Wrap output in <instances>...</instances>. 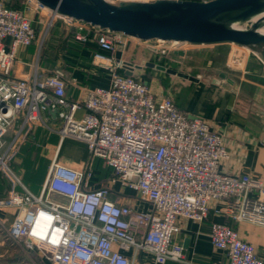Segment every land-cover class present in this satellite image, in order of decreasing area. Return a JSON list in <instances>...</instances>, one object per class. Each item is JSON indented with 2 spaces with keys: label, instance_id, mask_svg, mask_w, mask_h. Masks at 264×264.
I'll use <instances>...</instances> for the list:
<instances>
[{
  "label": "built area",
  "instance_id": "built-area-1",
  "mask_svg": "<svg viewBox=\"0 0 264 264\" xmlns=\"http://www.w3.org/2000/svg\"><path fill=\"white\" fill-rule=\"evenodd\" d=\"M26 5L17 9L0 1V177L9 183L0 212L14 211L7 231L14 243L28 255H39L44 264L185 263L184 247L175 242L181 232L178 220L204 222L212 201L224 202L226 214L237 222L264 225L263 183L221 169L230 157L224 135L142 79L122 74V64L114 57L119 47L125 50L136 43H156L152 47L157 50L169 44L173 52L188 44L143 42L68 19L79 26L76 41L96 44L93 64L110 76L108 87L82 88L80 98L70 99L67 88L78 82L62 69L41 68L47 35H38L29 11H45L52 21L59 16L33 0ZM34 44L38 53L31 75L16 77L18 50ZM48 113L60 120L55 132L61 141L85 144L93 158L113 170L109 185L91 188L90 165L69 167L56 155L40 193L28 188L14 171L13 160L32 127L49 128ZM118 183L151 208L139 211L113 202L112 186ZM53 195L65 202L53 200ZM4 221L0 218V225ZM210 238L227 253L230 264H264L256 247L228 224L213 223Z\"/></svg>",
  "mask_w": 264,
  "mask_h": 264
},
{
  "label": "crops",
  "instance_id": "crops-1",
  "mask_svg": "<svg viewBox=\"0 0 264 264\" xmlns=\"http://www.w3.org/2000/svg\"><path fill=\"white\" fill-rule=\"evenodd\" d=\"M5 1L8 2V0ZM26 8H28L27 5L22 9ZM29 14L34 20L36 14L37 17L42 18V22L35 20V29L38 35H47L40 53L41 68L46 72L62 69L69 78L73 77L78 82L77 85L68 86V98H80L83 94L82 88L88 90L109 86V74L99 70L93 64L94 54L99 50L96 44H83L74 39V35L80 31L77 23L60 17L52 21L51 16L45 11L39 13L31 10ZM50 22L52 23L46 33L45 28ZM137 44L144 43L133 44L130 48L132 49ZM229 46L233 45L211 46L212 60L206 72L195 76L186 74L192 79L172 75L178 77L180 81H172L170 86L172 90L167 91L169 95L166 96L171 97L180 110L190 116L203 118L213 130L224 135V142L230 157L221 167L223 172L239 176L248 174L260 180L264 185V63L258 57H245L239 49L236 52L240 53L234 54L235 49H231V60L234 59V64L231 63V65L228 56ZM130 48L123 51L124 60L129 61L127 54ZM37 53L36 44L21 47L18 50V60L13 70L16 77L28 78L31 75V64L34 63ZM116 53L114 54L115 59ZM139 70H135L134 76ZM102 74H107V77H102ZM141 79L151 85L158 95L165 96L166 91L158 81L147 75H143ZM79 115L83 114L79 113ZM45 117L48 118L49 128L42 127L59 137L55 131L61 125L60 120L53 113H48ZM56 155L62 164L69 167L84 168L90 165L94 172L91 188L109 185L114 178L113 170L104 162L108 172L98 177L95 175L94 158L83 143L70 139L61 141L59 137L53 159ZM26 182L24 181L27 185L28 182ZM27 186L37 194L43 187L42 185L39 192H36L31 186ZM7 189H9V183ZM3 191L0 193L7 196L8 190ZM52 199L65 202L56 195H53ZM110 199L118 204L130 205L139 211H147L151 208L150 204L140 201L134 191L122 187L119 183L112 186ZM13 214V210L7 213L0 212V218L8 222L6 225L9 228L13 223ZM178 223L181 232L175 237V242L184 247L185 263L169 262L168 264H230L227 253L214 247L211 242L210 234L213 223H224L233 227L243 240L256 247L258 256L264 262V225L250 220L235 221L226 214L224 202L212 201L209 216L202 223L185 218H179ZM19 250L18 252L13 251L12 255L17 256L19 253L25 257L26 254L29 258L21 247ZM146 264L152 263L148 261Z\"/></svg>",
  "mask_w": 264,
  "mask_h": 264
},
{
  "label": "water",
  "instance_id": "water-1",
  "mask_svg": "<svg viewBox=\"0 0 264 264\" xmlns=\"http://www.w3.org/2000/svg\"><path fill=\"white\" fill-rule=\"evenodd\" d=\"M61 18L120 32L143 42H179L193 46L232 44L254 53L264 63V0H33ZM237 25L245 28H237ZM156 52V48L149 46ZM123 47L116 59L122 73L148 67L190 78L153 62L136 65L124 60ZM183 57V50L174 51ZM192 79V78H190ZM56 116V113H53Z\"/></svg>",
  "mask_w": 264,
  "mask_h": 264
},
{
  "label": "rangeland",
  "instance_id": "rangeland-1",
  "mask_svg": "<svg viewBox=\"0 0 264 264\" xmlns=\"http://www.w3.org/2000/svg\"><path fill=\"white\" fill-rule=\"evenodd\" d=\"M7 4L9 6L16 5L19 8H24L26 6V0H8ZM34 18L36 21L42 22V18L37 17V14ZM148 45L154 46L156 43L137 44L132 49L130 48L127 54L128 60L136 65H141L142 62H153L176 70L179 73L190 74L192 76L206 72L208 65L211 64L212 59L210 55L212 53L211 51H213L211 46H184L183 51L186 52V56L179 57L174 55L173 48L169 44L165 45L164 49H156V52L150 50ZM231 49H235L234 54L242 52L245 57H257L249 50L234 45L229 46L228 56L230 58V64H234V59L231 60ZM238 49L240 52H236ZM102 75V77H107V74ZM143 75H147L153 80L158 81L166 91L165 96L169 95L168 92L172 90L170 88L172 81H180L176 76L148 67L140 69L136 77L141 79ZM58 143L59 137L51 131L44 129L42 126L32 127L26 135L19 152L13 160V169L23 181L28 182L26 183L31 186L32 190L39 192L40 187L46 181ZM93 167L97 177L108 172L103 161L97 160V158H94ZM6 181L0 179V192L3 190V192L9 191ZM7 223V221H4V225H0V264H44L40 260V256L36 253L29 254V258L26 254L25 257L21 254L19 255V253L17 256L12 255L13 251H20V247L9 238L7 232L9 227L6 225Z\"/></svg>",
  "mask_w": 264,
  "mask_h": 264
},
{
  "label": "trees",
  "instance_id": "trees-1",
  "mask_svg": "<svg viewBox=\"0 0 264 264\" xmlns=\"http://www.w3.org/2000/svg\"><path fill=\"white\" fill-rule=\"evenodd\" d=\"M10 7L17 8V9H22V8L17 7L16 5L10 6ZM0 178H2V177H0ZM4 196H5L4 193H0V198H4Z\"/></svg>",
  "mask_w": 264,
  "mask_h": 264
},
{
  "label": "bare ground",
  "instance_id": "bare-ground-1",
  "mask_svg": "<svg viewBox=\"0 0 264 264\" xmlns=\"http://www.w3.org/2000/svg\"><path fill=\"white\" fill-rule=\"evenodd\" d=\"M108 1H113V2H114V0H108ZM236 27H237V28H245V26H241V25H237ZM261 31L264 33V29L261 30Z\"/></svg>",
  "mask_w": 264,
  "mask_h": 264
}]
</instances>
